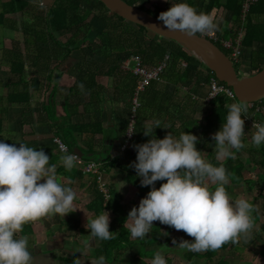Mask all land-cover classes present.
I'll list each match as a JSON object with an SVG mask.
<instances>
[{
	"label": "trees",
	"instance_id": "1",
	"mask_svg": "<svg viewBox=\"0 0 264 264\" xmlns=\"http://www.w3.org/2000/svg\"><path fill=\"white\" fill-rule=\"evenodd\" d=\"M41 1L0 0V28L8 29L22 36L21 41L15 40L8 49L0 45V68L4 65L8 70L4 84L6 93L0 99L4 100L6 104L17 107L28 106L30 102L29 83L35 80L50 82L52 72L56 71L57 67L73 53H79L76 64L71 69L73 75L70 73L74 77V81L62 104L64 115L55 116L54 90L56 88L53 87L47 99L41 102V113L37 115V119L42 121L45 118L51 123L47 124L48 127H52L51 144L58 150L59 148L54 142L57 138L68 145L69 151L79 149L83 160L104 164V167L102 165L99 167L102 177L111 167H118L120 171L127 172L129 178L134 179L135 182L138 178L141 180L137 176L136 170L130 165L137 156L133 144L143 143L151 138L144 134L143 129L146 121L151 122L152 134L158 138H163L170 132L176 137H179L184 131L196 134L199 137L196 147L201 150L207 145L208 140L212 139V137L208 138V135L217 132L218 127L226 121L231 101L238 102L235 97L231 100L225 98L223 93L212 97L209 101L195 100L190 92L194 90L195 86L200 87V84L205 86L210 77H215L214 74L178 43L164 39L141 26L122 19L109 12L100 1L53 0L44 11ZM124 1L130 5H135L137 2L143 3L141 0ZM35 7L40 9L39 12H35L33 9ZM220 7L224 10V16L214 15L220 38H233L237 28H241L243 32L242 59L253 73L258 72L264 67V0H257L250 5L244 21L240 20L241 0H207L202 6V12L210 14L211 10ZM139 8L143 9L142 6ZM143 10L156 17L159 16V14L155 15V13L149 12L146 8ZM221 25L223 29L220 32L218 28ZM92 32L95 34L94 38L90 40L88 35ZM65 35L67 37L65 41L58 38ZM216 46L229 57L228 51L218 44ZM129 56H137L142 66L147 69L160 62L165 63V68L159 80L151 81L140 95V106L134 111L132 124V130L135 132L131 134L126 149L121 151V146L126 140L128 123L133 114L131 98L138 82L137 77L120 67L121 62ZM34 75L41 76L33 79ZM102 78L109 80L111 90L100 82ZM52 82L55 83V79L54 81L52 79ZM219 83L226 86L222 82ZM81 84H83V89ZM108 92H112L109 98L106 96ZM204 93L205 89L202 95H205ZM108 102L111 105L121 103L126 109L117 118L118 129L121 133L118 136L119 143L115 153L110 152L111 146L106 144L107 137L103 138L106 132H110L103 125L106 122L110 123L108 111L104 110L105 105L108 106ZM257 105H264V98L253 103V106ZM6 112L4 107H0V137ZM246 114L257 121L264 122L262 113L256 114L251 108ZM115 116L118 114L116 113ZM27 117L28 115L21 117L19 126L26 124ZM104 118H106L105 121H103ZM156 120L160 121V127L155 128ZM246 133L245 131V137H242L243 142L247 140ZM97 135L102 138L96 139ZM79 140L84 146L83 148L78 146ZM42 147L47 149L45 145ZM237 150L241 151L243 148L233 149V152L236 154ZM247 153H249V163L240 161L235 155L225 158L221 162L216 161L214 157L209 158L214 165H224L230 174V183L242 182L245 185L250 202L254 204L261 198L264 205L262 195L264 175L259 174L257 178H254L253 173L255 168L264 167V144L259 150L251 149ZM252 153L259 156L256 157ZM122 157H125L126 162ZM243 172H246L249 177L244 178ZM94 180L96 189L93 191L91 201L96 208L94 216L99 215L103 209L110 210L113 214L110 222L113 238L110 240L96 238L98 240L96 257L104 255L107 263L118 264L128 245L134 238H140L133 237L130 230L124 225L134 204L130 200L121 205V194L111 188L107 189L109 198L104 202L95 177ZM138 186L144 187L141 183ZM215 187L216 185L212 188ZM252 216L255 221V226L251 230L253 239L260 236L264 239V234L261 235L264 233V222H261L255 208L252 211ZM161 224L165 228L172 227L158 220L157 225L151 230L150 237L140 238L142 241H140L139 251L135 254V258H131L132 264H146L143 259L149 255H147L148 250H143L144 248L164 246L157 241L158 237L162 235L159 230ZM257 224H259L258 227H256ZM169 242V239L165 240V244ZM241 248L237 239L225 242L218 249L202 250L201 254L187 251L183 256L187 260L192 257L204 258L206 264H228L223 257L217 262H213V258L219 250H239ZM257 253L264 258V240ZM154 256L150 255L151 260Z\"/></svg>",
	"mask_w": 264,
	"mask_h": 264
},
{
	"label": "clouds",
	"instance_id": "2",
	"mask_svg": "<svg viewBox=\"0 0 264 264\" xmlns=\"http://www.w3.org/2000/svg\"><path fill=\"white\" fill-rule=\"evenodd\" d=\"M157 19L163 22L162 27L192 36L211 34L217 27L213 16L198 12L187 0H172L171 7L161 11ZM80 86L83 89V84ZM228 107L226 121L212 134L217 159L232 157L233 149L245 146L243 117L249 105L241 102ZM154 124L155 128L160 127L159 120ZM152 127L146 125L143 129L150 139L133 144L137 156L130 166L141 178V185L151 188L128 213L132 236L143 238L150 232L153 221L159 220L194 237L179 242L181 248L192 251L218 249L225 242L241 237L250 239L255 226L252 216L255 205L247 198L230 197L225 187L230 174L224 165H214L202 157L196 147L199 140L196 134L184 131L176 137L170 132L158 138L152 134ZM253 128L252 142L257 146L264 144V122L255 120ZM134 132L128 131L130 135ZM60 149L64 153L60 159L68 170L82 158L69 151L65 143H60ZM49 161L43 148L24 142L9 144L0 139V264H34L29 238L17 233L29 221L49 214L64 216L73 208L77 192L61 182L57 164ZM157 180L164 182L156 187ZM86 227L94 238H113L106 211L88 218ZM90 260L91 264H107L104 255ZM151 264H167V260L157 251Z\"/></svg>",
	"mask_w": 264,
	"mask_h": 264
},
{
	"label": "crops",
	"instance_id": "3",
	"mask_svg": "<svg viewBox=\"0 0 264 264\" xmlns=\"http://www.w3.org/2000/svg\"><path fill=\"white\" fill-rule=\"evenodd\" d=\"M1 1H5V0H1ZM141 1L143 2V4H145L146 9L148 11L150 10V12L155 13V15L159 14L161 11L167 10L169 7H171V4H172V0H141ZM187 2L191 4L192 6H194L198 12H202V6L203 4L207 2V0H187ZM223 11H224L223 8L220 7L218 9L211 10L210 15L213 17L214 15L216 16L221 15V17H223L224 16ZM214 18L216 21V17ZM222 29H223V26L221 25L220 28H218V30L221 32ZM5 30H8V29H5ZM0 45H2V42ZM10 47H4V48L8 49ZM0 65H1V62H0ZM241 66L244 67L243 69H246L247 67L249 68V66L244 65V64H242ZM5 68L7 69L6 66ZM1 69L2 67L0 68V75H2ZM68 79L69 78H66L65 81L66 80L68 81ZM70 83L71 84L67 86H63V85L54 86L53 85V87L56 88V90H54V94H56V96H57V93L61 94L63 92L62 99L57 100L54 97L55 116L57 117L64 115L62 104L66 97V94H67L66 92L68 91L69 87L72 86V82ZM1 84L3 83H0V85ZM39 87H41V84L39 86L38 82L36 86L34 82L31 84L30 93H29L30 95L29 105L19 107L20 110L18 111V114L16 115V119L14 122L11 121V123L9 124L6 123V120H7L6 116L14 117V115L11 113H7V112L5 113L4 115L5 119L3 121V130H2L0 139L5 140V142L9 144L16 143L18 145L19 142H24L26 144H29V146H34V147H37L38 149L43 148L42 146L45 145L47 149L46 148H43V149L46 151V153L50 157L49 163H55L58 166L57 173H58V176L62 178L61 182L71 185L74 188V190L77 192V195L74 199L73 208L71 209V212L66 213L64 216L61 214H49V215L40 217L34 221H29L24 224L22 232H18L17 235L18 236L25 235L29 238L30 250L32 251V254L34 256V264H91L90 259L92 257L97 256L96 250L98 248V240L91 235L90 229L86 227V224H87L88 218L89 219L92 218L96 212V208H94V205L91 202L93 199V191L96 189L95 180H94L93 175L81 173V171L79 170L77 166L73 167L71 170H68L64 167L63 162L60 159L64 153L60 152L57 149V147L51 144L52 134L50 132L52 130V127L47 126V124H51V123H49V121H47L45 118L42 121L41 120L38 121L37 119V115L41 113L40 104L44 100V90H45L44 88L41 90V93L40 92L38 93V91L36 90ZM52 88H51V92H52ZM200 88L201 87H198L197 90H199ZM4 90L6 91L5 87H4ZM2 102H4V100L0 99V105ZM13 106L17 107L15 105ZM4 108L6 109V107ZM107 111H108L110 123L108 124L106 122L103 125L104 126L108 125L109 127L108 128L105 127V128L110 130V132L109 133L106 132L103 138L107 137L106 144L111 146L110 152L115 153L116 147L119 143L118 136L121 133V131L118 129L117 118L124 111L122 110L113 111V105H111L110 102H108ZM116 113L118 114V116H115ZM25 115H28L27 117L28 121L25 122L26 123L25 125L19 126L21 117ZM73 119L75 120L74 117ZM105 120L106 118H104L103 121ZM146 123L147 125H151L150 121H146ZM221 126L222 125L218 127V130L221 128ZM25 128L27 132H25ZM95 138L101 139L102 137L100 135H97ZM77 144L80 148L84 147L81 144L80 140ZM216 150L210 151L208 148V151H205L206 154L202 155L201 153V155L207 161L208 157H206V155L213 157L214 154L216 153ZM202 151L203 149H201V152ZM246 151L249 152L248 150ZM214 159L218 162L225 160V158L217 159L216 157H214ZM239 159L242 162L246 161V163H249L248 159H244L241 157H239ZM102 166L104 167V164ZM122 171H120V168L118 167H111L106 172V174L103 175L104 181L106 182L105 184L107 186V189L111 188L112 190L121 194L122 196L121 205H124L127 202H129V200H132L134 206H138L141 198L147 194L151 186L148 185L144 187H139L138 186L140 183L139 178L136 179L137 181L135 182L134 179L129 178L127 172L125 171L122 172ZM259 174H262V173H259ZM262 175H264V173ZM243 177L248 178L249 176L247 175L246 172H243ZM163 182L164 181L162 180H157L155 182L156 187H159L160 184ZM241 183L242 182L238 184H232L229 182L227 185H225L231 198L237 199V198L243 197L241 194L239 195L234 191V187L239 186ZM213 186H215V184H211V187ZM244 198H247V197H244ZM247 199L249 200V197ZM260 200H261V203L259 207L262 208L263 199H260ZM254 205H255V211L258 213L257 208H256L257 207L256 203H254ZM104 211H106L109 214L110 220H111L113 218V214L111 213V211L107 209H103L100 212V214L103 213ZM260 220H261V216H260ZM261 222H264V221H261ZM129 223L130 221L128 220V218H126L124 221V225L127 229H129ZM157 223H158V220L153 221V225L151 226L150 232L146 234L145 236L146 238L150 237L151 230L155 225H157ZM258 225L259 224H257L256 227H258ZM159 227H160L159 230L162 233V235L158 237L157 241L160 244L161 243L164 244V246L163 245L160 247L158 246L157 248H159V250L165 249V251L162 252V254L165 256L167 261L168 259H172V256L175 255L177 256L176 258L177 260H181V261L184 260L183 262L185 261L190 262L191 259L196 258V259L202 260L201 264H206L204 258L192 257L190 260H186V257L179 256L182 253V252L180 253L178 252L179 242H181L183 239H186V237L189 235L184 230L182 229L178 230L174 226H172L171 228H165L164 225L162 224L159 225ZM166 239L170 240V242L167 244H165ZM240 239H238L239 242H240ZM140 241H142L140 238H137V239L134 238V240L130 243V245H128L127 250L123 252L122 260H121L122 262L120 261L118 264H126V262L123 260V257L125 259L135 258V254H137L139 251ZM239 246L243 247V245H240V244ZM187 251L188 252L189 251L198 252L200 254L203 252V251H192V250L186 249L185 252ZM218 253L219 251L217 252V254ZM150 255L152 256L155 254L150 253ZM150 255L149 257H146L143 259V261L146 264H149L148 261L151 260ZM216 256L214 258H216ZM214 258H213V262H217L215 261ZM173 261L174 260H171L170 262H167V264H172ZM225 261L227 262V260Z\"/></svg>",
	"mask_w": 264,
	"mask_h": 264
},
{
	"label": "rangeland",
	"instance_id": "4",
	"mask_svg": "<svg viewBox=\"0 0 264 264\" xmlns=\"http://www.w3.org/2000/svg\"><path fill=\"white\" fill-rule=\"evenodd\" d=\"M52 1L53 0H42L41 1V5H42L41 7L43 8V11L46 10L50 6V4L52 3ZM136 6H138V7H141L142 6L143 9H144V7L146 8L145 4H143L141 2H137L136 3ZM33 9L35 10V12H39V10H40V9L38 10L37 7L33 8ZM149 12H150V10H149ZM97 27H98V25H97ZM98 29H100V28L98 27ZM216 29H217V27H216ZM94 34H95V32L90 33L88 35L89 36L88 38L90 40H92L94 38ZM55 36H57V35H55ZM21 38H22V36H20L19 33H13V32H10L8 30H5V29L0 28V44L2 42V45L4 47H10L11 44L15 40L18 41V42L21 41ZM58 38L60 40H62V41H65V39L67 37L65 35V36H60ZM79 55H80L79 53H73L70 57H68L67 59H65V61L62 62L61 65H59L57 67V70L54 71V72H52V74H51L52 77H51L50 82H47V81L45 82V81H40V80H38L39 82L37 80L33 81L34 84H35V86H36L37 82L39 83V86L41 84V87H39L36 90V91H38V93L39 92L41 93V90L45 88V90H44V99H47V97L50 95L51 88L53 87V85L54 86L55 85H57V86H61V85L67 86V85L71 84L70 82H72V84H73L74 77H72L73 74L71 73V69L75 66L76 60L78 59V56ZM94 59L97 60V58H94ZM132 64L133 63L131 62L130 65H132ZM243 64L246 65L244 61H243ZM184 66H185V64H184ZM233 67H234V69H235L238 77L248 76L250 74H253V71H251L250 68L247 67L246 69H243L244 67L241 66L240 64L239 65L234 64ZM1 71H2V75H0V76H2V77H0V83H3V84L0 85V97L4 96L5 93H6V91L4 90V87L3 86H4L5 81H6L5 78L7 77V74H8V72H7L8 70L5 68L4 65H2ZM58 74H59V76L57 77ZM39 76H41V75H39ZM39 76L38 75H34L33 79H37ZM66 78H69L70 81H69V79H68V81L67 80L65 81ZM52 79H53V81L55 79V84L52 82ZM33 82L31 81L29 83V87H31V84ZM100 82L103 83V84H105L107 86V88L110 89V83H109V80L108 79L102 78V80H100ZM193 89L194 90H192L190 92V94L192 95V97L195 96L196 98H194V99L197 100V101L200 100V99H203L202 98L203 97L202 93L204 92L203 86H201V88L199 90H197V91H195L196 86ZM111 94H112V92H108L106 94L107 98L111 97L110 96ZM182 95H183V93H182ZM62 96H63V92L61 94L60 93L59 94L57 93V96H56V94L54 95V97L57 100L62 99ZM233 102L234 101H231V103H233ZM237 103H240V102H237ZM259 106H260V109L262 111L261 112L262 113V116L264 117V105H259ZM0 107H2V108L3 107H6L7 113H11V114L14 115V117H7L6 116V118H7L6 123L9 124V123H11V121L14 122L15 119H16V115L18 114V111L20 110V108L19 107H14L13 105L6 104L5 102H2L1 105H0ZM104 110L107 111V105H105ZM115 110L125 111L126 109L124 108V106L121 103H114V105H113V111H115ZM197 116L199 117V114ZM200 117H202V116L200 115ZM146 125H147V123L144 124V127ZM105 127L108 128L109 126L108 125H105ZM252 128L253 127H251L250 126V123H248V122L244 126V131L247 132L246 133L247 140L244 142V145L245 146H244L243 150H241V151H238L237 150V153L235 154V156H237L238 158L241 157V158H244V159H248L249 160L248 153L245 150H248V151L251 150V149L259 150V148L262 146V144L259 145V146L255 145L252 142V140L250 139L251 138V132L252 131L253 132L255 131V129L254 128L252 129ZM25 132H27L26 128H25ZM126 133H127V131H126ZM209 137L211 138V137H213V135L209 134L208 135V138ZM212 144H213V146H212ZM208 148H209L210 151H215L217 149L216 148V145H215L214 139H209L208 140L207 145L204 147L203 151L201 152L202 155H205L206 154L205 151H208ZM205 149H207V150H205ZM252 154H254L256 157L259 156L258 154H255V153H252ZM206 157H208L207 158V161L208 162H211V160L209 158L210 156H207L206 155ZM213 157H216L217 158V150H216V153L214 154ZM122 159H123V161H125V157H122ZM255 169H256L255 172H253L254 175H255L254 178H257L259 176V173H262V174L264 173V167H262V166L261 167H257ZM244 176H246V175H244ZM103 180H104V178H103ZM210 186H211V184H210ZM234 191L237 194H239V195L241 194L243 196V198L244 197H247L248 198V196H249L247 194V192H246L245 185L243 183H241L237 187H234ZM262 195L264 196V189H263ZM260 199H258L257 201H255V203H256V206H257L256 207L257 208V211H258V213L261 216V221H264V206L262 205V208L259 207V205L261 203V200ZM111 220H110V222H111ZM263 234L264 233H261L262 236H263ZM186 239L192 240V239H194V237L188 235L186 237ZM263 240L264 239L261 236L259 238H257V239H255V238L253 239V235L252 234H251V238L250 239H247V240H245L243 237H241L240 242H239L240 245H243V247L241 249H239V250H237V249L236 250L231 249V250H223V251L222 250H219V253L217 254L216 258H214V259H215V261H218V259L220 257H223L225 260H227L228 264H264V258L260 257L258 255V253H257L260 250V244L263 242ZM251 241L252 242L254 241L255 243L253 242L254 244H252ZM178 247H179V251L178 252L179 253L182 252L179 255L181 257V256H183V254L186 251V249L185 248H181L179 245H178ZM143 250H146V251L148 250L147 251L148 255H150V253L151 254L154 253V252L156 253L157 251H160V252H164L165 251V249L159 250V248H157L156 246H150L149 248H144ZM176 258H177V256L173 255L172 256V259H168L167 262H170L171 260H174L172 262V264H201V262H202V260H199V259H196V258L191 259L190 262H186V261L183 262L184 260L181 261V260H177ZM123 260L126 262V264H132L131 258L125 259L123 257ZM148 262H149V264H151V260H149Z\"/></svg>",
	"mask_w": 264,
	"mask_h": 264
},
{
	"label": "water",
	"instance_id": "5",
	"mask_svg": "<svg viewBox=\"0 0 264 264\" xmlns=\"http://www.w3.org/2000/svg\"><path fill=\"white\" fill-rule=\"evenodd\" d=\"M98 1L109 12L122 19L181 45L186 52L200 60L219 82L229 87L238 102L254 103L264 98V67L251 75L238 77L231 60L210 40L198 34L192 36L180 30L162 27L160 25L163 22L156 16L124 0ZM74 152L82 156L79 149H75Z\"/></svg>",
	"mask_w": 264,
	"mask_h": 264
},
{
	"label": "built area",
	"instance_id": "6",
	"mask_svg": "<svg viewBox=\"0 0 264 264\" xmlns=\"http://www.w3.org/2000/svg\"><path fill=\"white\" fill-rule=\"evenodd\" d=\"M257 2V0H241V15H240V20L244 21L245 16L247 12L249 11V7L251 4ZM198 35L210 40L212 43L215 45L218 44L220 45L223 49L228 51L229 54V59L231 60L232 64L236 65H242L243 64V59H242V47H241V40L243 38V32L241 28H237L236 30V35L233 38H228V39H222L220 38L217 29H215L211 34L209 33H197ZM131 62L133 63L132 65ZM120 67L122 70L130 72L132 75L137 77L138 82L136 87L134 88L133 95L131 98V104H132V116L131 119L128 123L127 127V133H126V140L124 144L121 146V151L125 150L127 145H128V140L131 138V135L128 133V131L132 130V124H133V117H134V111L136 108L140 106V95L144 92L145 88L151 81H158L161 74L164 71L165 68V63L160 62L157 65L153 66L150 69H147L142 66L140 59L137 56H129L126 59H124ZM201 87V84H200ZM185 88V87H184ZM205 89V95H203V99L205 101H209L212 97L223 93L225 95V98L228 99H233L234 95L231 91V89L227 86H224L218 82V80L215 77H210L208 80V83L203 86ZM230 93V94H229ZM193 98H196L193 96ZM249 105L248 110L253 109L254 113H260L261 114V109L260 106H253V103H247ZM243 118L245 119V124L250 123V126L253 127V123L255 119L253 117H250L249 115L245 114ZM54 142L57 144L59 150L60 149V143L61 141L59 139H55ZM100 163H95V162H89L85 161L82 158L79 157V162L76 164V166L79 168L81 173L83 174H89L93 175L96 179L97 187L98 189L102 192L103 195V200L106 202L109 198V193L107 190L106 182L103 180V177L99 173V167Z\"/></svg>",
	"mask_w": 264,
	"mask_h": 264
}]
</instances>
